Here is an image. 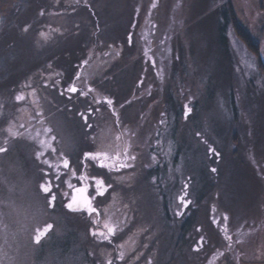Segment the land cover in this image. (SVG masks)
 <instances>
[{
	"label": "rangeland",
	"instance_id": "obj_1",
	"mask_svg": "<svg viewBox=\"0 0 264 264\" xmlns=\"http://www.w3.org/2000/svg\"><path fill=\"white\" fill-rule=\"evenodd\" d=\"M230 9L263 52L264 0H0L7 264H264V67ZM86 152H120L129 167L101 168ZM55 177L61 200L90 182L96 211L60 202L54 212L40 186ZM181 197L190 203L179 217ZM104 224L115 234L92 236Z\"/></svg>",
	"mask_w": 264,
	"mask_h": 264
},
{
	"label": "snow or ice",
	"instance_id": "obj_2",
	"mask_svg": "<svg viewBox=\"0 0 264 264\" xmlns=\"http://www.w3.org/2000/svg\"><path fill=\"white\" fill-rule=\"evenodd\" d=\"M153 7H155V5H153ZM27 30V29H25ZM68 91L70 93H77L79 90L75 87V86H71L69 87ZM89 92L93 91L91 88L88 89ZM81 95H87V93H80ZM24 99V97L22 96H17V100H22ZM97 103H99V101H97ZM104 103H106L108 106L112 105V101L110 99H105ZM98 110V109H97ZM187 111H190V109H187ZM82 119L84 120L85 124L87 126L90 127V125H88V120L91 116V111H89L87 114L81 112L80 113ZM51 129H45V132H50ZM52 139H55V137H53ZM203 143H205L207 145L206 148V154L211 156V157H218L219 156V152L211 145L209 144L207 141H202ZM7 143V142H5ZM40 144L42 147L45 148H51V144L50 143H46L45 141L41 140ZM7 151L6 147H2L0 146V153H4ZM53 152H55V149H52ZM126 154V153H125ZM44 153L40 152L37 154V159H40L41 156H43ZM131 159H135V157H130ZM84 159L85 160H92V161H96L98 166L101 168H109V169H113L117 167V164L115 163H109L108 161H116L119 162L120 161V156L116 155L115 157H110L107 153H102V152H86L84 154ZM44 163H48V161H44ZM49 167H52L51 164H49ZM63 167L64 168H68L69 167V161L68 159H64L63 160ZM125 167H129L128 164L123 163V162H119L118 163V168H125ZM212 172H216L215 168L211 169ZM95 179V185H96V194L98 196H103L105 194V192H107L108 190V186L104 184V181L102 179ZM41 190L45 193V194H49L51 192V185L49 184H42L41 186ZM87 189L86 188H78L76 189L77 195H74L71 199V201L66 204V207L68 208L69 211H87L89 215H91L92 213H94L96 210L95 208L92 206L91 203V199L85 195ZM54 201H55V197L54 196H49L48 199V203L49 205H53L54 206ZM181 204L184 205L185 207H187V205L190 203V201H185V199L183 197L180 198ZM225 219H227V217H225ZM52 225L47 224L44 225L42 228H37L36 229V235L34 237L35 242L39 243L40 240L47 234V232L51 229ZM105 227L107 228V232L109 234V236L114 235L115 234V228L110 227L108 225H105ZM93 235H97V233H93ZM99 235L104 236V233H99ZM108 237L105 236V239H107ZM109 264H111V262H109Z\"/></svg>",
	"mask_w": 264,
	"mask_h": 264
},
{
	"label": "flooded vegetation",
	"instance_id": "obj_3",
	"mask_svg": "<svg viewBox=\"0 0 264 264\" xmlns=\"http://www.w3.org/2000/svg\"><path fill=\"white\" fill-rule=\"evenodd\" d=\"M117 154H120V152H117V153H114L113 155H112V157H115ZM47 181L50 183V185H51V192L49 193V194H45V193H43V195L41 196V200L42 201H44V198H43V196L45 197V198H49V196H54L55 197V201H54V206L53 205H49L50 206V208L55 212V209H56V207L59 205V204H61L62 202L64 203H62L63 204V207H65L64 209H67V207H66V204H68L70 201H71V199H72V197L75 195V189H76V187H77V185H71V186H66V189H65V193H64V195L62 196V200H61V197H60V187H63V185L62 186H60V184L58 183V181H57V179H56V177L54 178V182H50V180L49 179H47ZM91 185V183L89 182V183H86V186H87V194L88 195H91L92 194V189H91V187H90V185ZM61 202V203H60ZM47 204H49L48 202H47ZM7 206V205H6ZM163 208V210H164V216H165V220H167V222H168V225L170 226V227H172L173 225H174V222H173V220H172V209L166 204V203H164V206L162 207ZM45 209V208H44ZM186 208H185V206L184 205H182V208H180V210H177V212L176 213H178V215L177 216H179V217H182V215H184V213L186 212ZM92 223H97L98 225H102V221H101V219H100V216H98V218H96L95 220H93L92 221ZM104 225H106V224H104ZM2 226V225H1ZM0 226V227H1ZM109 226V225H108ZM97 229V228H96ZM10 232H12V233H10V236H9V238H10V243L11 244H14L15 245V243H17V240H15V235H14V233H13V231H10ZM91 232V234H92V236H94L93 235V233L95 232V233H97V231L95 230V229H93V230H91L90 231ZM99 233H104L106 236H108V239H110L109 238V234H108V232H107V228L106 227H102V229L101 230H99L98 231ZM99 233H97L98 235H99ZM98 235H96L97 237H98ZM99 236H101V235H99ZM34 237H35V235H34ZM31 238H29L28 240H26V238H24L23 240H22V247L21 248H24L23 250H21L22 252H25V253H20V255L18 256L17 255V258L15 257V259H17V261H18V259H19V262H21V260H22V258H23V255H26L27 253H26V251L28 250V248H29V246H27L26 244L27 243H29V242H31ZM35 240V239H34ZM116 250H117V248H116ZM14 252H16V250L14 251ZM24 260H26L25 259V257L23 258ZM91 260L90 261H88V264H101V261H99L98 259L96 260L95 258H90ZM123 258H121V259H119V260H122ZM5 262V260H4V257H2L1 255H0V264H7L6 262ZM87 263V262H86ZM86 263H84V264H86ZM15 264H18V263H15ZM20 264V263H19ZM21 264H24V263H21ZM27 264V263H26ZM30 264V263H29Z\"/></svg>",
	"mask_w": 264,
	"mask_h": 264
},
{
	"label": "trees",
	"instance_id": "obj_4",
	"mask_svg": "<svg viewBox=\"0 0 264 264\" xmlns=\"http://www.w3.org/2000/svg\"><path fill=\"white\" fill-rule=\"evenodd\" d=\"M228 13L229 14L231 13L229 20L230 22L234 23L236 32L241 36V39L244 41V43L248 45V48L252 50L253 53H255V55H257V58L259 60L258 63L260 64V67L261 68L264 67V64L261 63V59L264 56V51L263 52L260 51L258 43L255 42L253 38L250 36V34L245 32L243 28L240 26V24L236 21V17L233 15V11H231L230 9Z\"/></svg>",
	"mask_w": 264,
	"mask_h": 264
}]
</instances>
